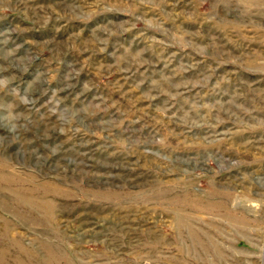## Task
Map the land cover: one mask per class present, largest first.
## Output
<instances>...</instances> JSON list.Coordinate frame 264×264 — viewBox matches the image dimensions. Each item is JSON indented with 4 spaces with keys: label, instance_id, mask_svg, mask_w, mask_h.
<instances>
[{
    "label": "rangeland",
    "instance_id": "374dc122",
    "mask_svg": "<svg viewBox=\"0 0 264 264\" xmlns=\"http://www.w3.org/2000/svg\"><path fill=\"white\" fill-rule=\"evenodd\" d=\"M0 264H264V0H0Z\"/></svg>",
    "mask_w": 264,
    "mask_h": 264
}]
</instances>
